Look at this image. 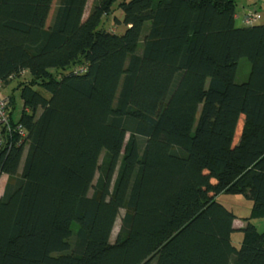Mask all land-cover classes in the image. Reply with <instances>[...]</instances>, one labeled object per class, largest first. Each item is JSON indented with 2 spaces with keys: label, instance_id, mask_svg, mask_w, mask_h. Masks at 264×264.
<instances>
[{
  "label": "trees",
  "instance_id": "1",
  "mask_svg": "<svg viewBox=\"0 0 264 264\" xmlns=\"http://www.w3.org/2000/svg\"><path fill=\"white\" fill-rule=\"evenodd\" d=\"M87 3L0 0V264H264V25L236 0ZM220 195L252 204L238 249Z\"/></svg>",
  "mask_w": 264,
  "mask_h": 264
},
{
  "label": "rangeland",
  "instance_id": "2",
  "mask_svg": "<svg viewBox=\"0 0 264 264\" xmlns=\"http://www.w3.org/2000/svg\"><path fill=\"white\" fill-rule=\"evenodd\" d=\"M98 1L99 0H88L86 11H85V17L88 15L90 10L98 3ZM118 4L119 3H116L112 7L109 15H106L102 18L100 28L109 33L120 35L125 31L126 28L120 22L122 20V14L120 10L118 9ZM240 11L241 9L238 7L237 14L240 13ZM117 21H119V23ZM235 25L237 27H241V24L238 21L235 23ZM249 74H250L249 61L246 58L240 59L237 64V69H236V74H235V83L237 84L245 83L249 77ZM26 79H27V75H24L21 80L24 81ZM3 91L5 95L9 96L12 94L15 97V108L13 112V119L18 120L21 115V109H22V103H21L20 96H19L20 88L18 86V82L17 81L13 82L11 85L5 87ZM243 127H244V120H243V117H241L237 125L234 144H236V142L238 141L240 132ZM103 156L104 154L101 155L100 162L103 160ZM97 179H98V174L95 177L94 183H96ZM7 182L11 183L12 179H10L9 181L8 177L6 176H3L0 178V197H2L3 195ZM217 202L221 204L223 207H225L227 210L233 212L234 215L237 217L233 225L234 228L236 229V232L231 236V243L233 247L238 249L242 241V234L239 232V230L244 225L243 220L249 217L251 209H252V204L250 201L245 200L241 196H231V195H220L217 197ZM122 215H123V211L120 212L119 218L117 219V222L115 224V227H114V230L111 236V242H113L118 232L119 222H120V218ZM251 224L255 226L258 232L260 233L264 232V218L252 220Z\"/></svg>",
  "mask_w": 264,
  "mask_h": 264
},
{
  "label": "crops",
  "instance_id": "3",
  "mask_svg": "<svg viewBox=\"0 0 264 264\" xmlns=\"http://www.w3.org/2000/svg\"><path fill=\"white\" fill-rule=\"evenodd\" d=\"M238 7L241 11L237 14ZM249 13H257L259 15L258 24L264 25V0H236L235 23L238 21L241 26H244V18Z\"/></svg>",
  "mask_w": 264,
  "mask_h": 264
},
{
  "label": "built area",
  "instance_id": "4",
  "mask_svg": "<svg viewBox=\"0 0 264 264\" xmlns=\"http://www.w3.org/2000/svg\"><path fill=\"white\" fill-rule=\"evenodd\" d=\"M259 17L256 13H249L245 16L243 24L246 26L254 25L258 23ZM80 73L84 72L83 68H79L78 70ZM8 114H9V107H8V99L3 95L2 92V83L0 81V126H6L8 123ZM19 136H23V131L20 127L17 128Z\"/></svg>",
  "mask_w": 264,
  "mask_h": 264
}]
</instances>
